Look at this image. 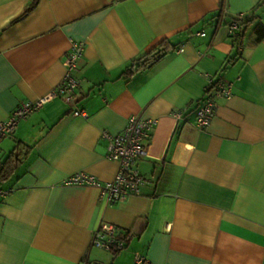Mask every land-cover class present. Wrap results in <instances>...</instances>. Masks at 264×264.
<instances>
[{
	"label": "crops",
	"instance_id": "crops-1",
	"mask_svg": "<svg viewBox=\"0 0 264 264\" xmlns=\"http://www.w3.org/2000/svg\"><path fill=\"white\" fill-rule=\"evenodd\" d=\"M31 1L0 0V120L58 84L72 38L85 41L81 84L0 142V164L18 142L24 150L0 181V264H135L136 253L150 264H264V37L247 43L255 21L239 47L225 22L255 12L264 23V0H38L22 15ZM165 39L164 57L126 74ZM206 73L233 93L200 129ZM133 113L157 118L138 159L141 193L109 203L97 185L65 183L80 170L114 178L102 130L122 131ZM104 221L131 233L117 252L92 244Z\"/></svg>",
	"mask_w": 264,
	"mask_h": 264
},
{
	"label": "built area",
	"instance_id": "built-area-1",
	"mask_svg": "<svg viewBox=\"0 0 264 264\" xmlns=\"http://www.w3.org/2000/svg\"><path fill=\"white\" fill-rule=\"evenodd\" d=\"M230 31L237 27L233 22L228 25ZM205 34V31H201ZM85 41L81 39H71L70 48L64 58L65 72L61 80L54 88L36 100H26L22 102L7 120H0V142L14 132L19 121L26 117L29 112L39 109L46 102L60 97L71 103L74 94L81 84L80 78L75 74L78 61L83 55ZM206 90L203 100L196 111V124L200 129L206 128L215 114L216 98L218 96H230L233 93L232 83L215 79L210 73H206ZM214 89V91H212ZM76 115L87 116L84 109L73 111ZM174 117L178 121L182 118L180 111H174ZM157 123L155 117H145L141 114L133 113L128 117L125 128L120 132H112L109 129L102 130V138L107 142V156L119 162L118 170L113 179L100 181L95 175L80 170L70 174L65 178L67 184H91L97 185L100 189L101 198L109 203L117 202L130 195L140 194L145 177L141 172L138 159L147 151L146 141L151 137L152 129ZM8 193V191L0 190ZM92 244L104 247L109 250L122 249L125 241L117 236V227L113 223L104 221L93 234ZM150 264L143 254H135V264Z\"/></svg>",
	"mask_w": 264,
	"mask_h": 264
},
{
	"label": "trees",
	"instance_id": "trees-1",
	"mask_svg": "<svg viewBox=\"0 0 264 264\" xmlns=\"http://www.w3.org/2000/svg\"><path fill=\"white\" fill-rule=\"evenodd\" d=\"M38 0H32L31 3L27 6L25 11L22 15L26 14L28 11H30L35 5L37 4ZM221 14V13H220ZM223 16V15H221ZM256 21V22H255ZM226 24L230 25L233 22L237 23V27L231 32L232 36L234 37V40L237 42L238 46H242L243 38L245 37L246 31L248 29V26L251 23L255 22V25L253 26V33L255 35L254 40H248L247 43L255 44L259 42L264 37V23L259 20V14L253 13V16H245V14H237L233 16L231 19H226ZM174 48L173 45L170 44L168 40H163L158 45L154 46L144 54H142L139 57H136L132 59V61L127 65L126 67V74L129 76H132L133 74L146 70L153 66L157 61H159L162 57H164L170 49ZM20 142H18L14 148L10 152V154L7 156L4 162L0 164V181L5 179L9 176V174L12 172L16 164L23 159L22 148L19 146ZM117 227V226H116ZM130 232H118L117 236L119 238H122L124 241H128L130 238ZM126 245V244H125ZM120 249L112 250L113 252H117Z\"/></svg>",
	"mask_w": 264,
	"mask_h": 264
}]
</instances>
